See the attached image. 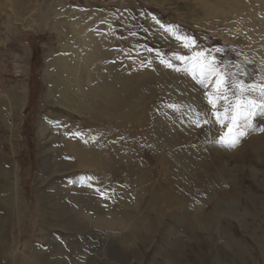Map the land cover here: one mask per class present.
I'll return each mask as SVG.
<instances>
[{
	"label": "rangeland",
	"instance_id": "1",
	"mask_svg": "<svg viewBox=\"0 0 264 264\" xmlns=\"http://www.w3.org/2000/svg\"><path fill=\"white\" fill-rule=\"evenodd\" d=\"M111 38L117 40L116 67L140 76L136 92L146 98L140 131L132 139L122 136L126 157L134 155L151 173L139 199L136 176L121 174L115 182L95 168L86 174L69 164L59 174L39 167L38 120L49 117L51 126L62 129L59 122L72 116L64 127L69 130L80 122L56 99L53 106L46 102V70L54 72L62 59L81 66L94 46L89 39L108 45ZM197 53L216 56L232 72L245 70L248 83H264V0H0V96L23 93L17 124L0 118L5 194L19 195L23 203L18 215H8L5 206L0 264H263L264 147L251 145L264 141V113L258 110L250 127L241 119L245 135L223 140L228 121L222 125L216 113L225 115L232 90L225 92L227 102L212 109L206 93L213 85L202 83L192 67ZM110 63L115 62L107 55L104 64ZM152 117L167 125L166 136L154 138L148 131ZM95 124L112 133L108 119L89 121ZM77 133L79 139L90 135ZM182 150L193 159H187L190 167L179 159ZM162 176L173 190L169 205L154 201ZM80 189L92 196L83 204L86 210L72 199ZM92 201L102 213L87 208ZM112 201L116 210L107 208ZM55 205L85 225L77 231L62 227L68 216L55 215ZM99 215H115L135 229L99 228Z\"/></svg>",
	"mask_w": 264,
	"mask_h": 264
},
{
	"label": "bare ground",
	"instance_id": "2",
	"mask_svg": "<svg viewBox=\"0 0 264 264\" xmlns=\"http://www.w3.org/2000/svg\"><path fill=\"white\" fill-rule=\"evenodd\" d=\"M17 2H22V0H17ZM115 40L116 38H111L106 46L104 43L93 42V40L89 39L90 43L94 46H91L90 49H88V56L82 60L81 66H77V62L74 66H71L70 62L67 63L66 60L63 61L62 59L54 72L49 73L46 70L44 79V82L46 81L45 83L47 84L45 90L46 102L53 106V100L56 99V102L61 109L67 112L72 111L76 116L79 115L80 122L78 127L69 130L68 128L64 129V127L67 121L70 123L71 120H73L71 118L72 116H68L67 119L59 122V124L61 123L63 126L62 129H59L58 127L55 129L54 126H51L48 122L49 117L38 120L37 130L38 139L40 141L38 144L39 167L40 169H43L41 167L43 166L45 167L44 169L59 174H61L64 167L69 164L72 165L68 166L69 168H75L76 170L83 171V173L86 172V174H89L90 170L95 168L99 177L104 178L107 181H109L108 177H111L115 182L121 174H125L128 177L136 176L134 191L136 197L139 199V193L146 190L148 182L151 181V173L143 170L142 163L137 161L134 155L126 157L122 149V136L128 133L130 139H132V137L136 136L140 131L146 98H144V95H138L139 91L136 92V88H138L136 86V84H138L136 80L138 81L140 76H136L135 74L130 75L127 71H125V73L123 72L124 70L119 71L121 68H117L118 66L116 64L117 61H115L116 57L114 53V48L117 46V40L116 42ZM108 49H110L111 53L108 52ZM107 55H110L111 60L115 63H110L108 65L104 64ZM80 70L82 75L79 73ZM147 74L149 73H146L145 77L151 76ZM158 81L160 82L161 80ZM145 90L146 93H148L150 89L146 88ZM9 93L11 97H8V99L0 96V118H3L4 120L12 118L14 120L13 123L17 124V117L23 109V93L21 91H10ZM121 106H125V108L121 109ZM103 117L109 120L112 133L110 131H105L102 126H96V124L92 126L89 125V121L101 123ZM107 123L108 122H106V124ZM163 124L164 123L158 118L152 117L149 119L148 131L153 133L154 138L163 137L168 134L167 125ZM77 132H80L82 135L87 132L90 133V135L88 138L83 137L82 139H79L77 137ZM51 134H53V136ZM176 136L179 137L177 133ZM129 137H126L127 140H129ZM180 137L182 138L183 136ZM101 139L103 141L99 144V149L95 148V143ZM106 140L111 141L108 146ZM253 141L254 143L251 146L254 147V149H263L264 141ZM175 142L176 139H174L173 144H175ZM133 156L135 160L133 159ZM178 156L180 161L184 159L186 160V163L182 161L185 167H190L188 163L190 158L184 154L183 150ZM187 159H189V161H187ZM126 160H128V163L125 167ZM193 163L195 162L193 161ZM57 170H59V172ZM5 173V168H0V191L3 192V195L0 196V229L5 226V206L8 215H18L23 208V203H21L22 200L19 201V195L11 196L7 193L5 194ZM194 176L200 178V174H194ZM212 184L215 187V183L212 182ZM171 187V183L168 182V179L162 176L154 201H163L164 205L172 203V198L169 197V194L173 191ZM78 194L79 195L77 196H73L72 199L79 202L78 209L86 210V207L83 204L92 199L90 191L80 189ZM86 206L91 210L99 209L98 212L101 211L99 213H102V210L94 204L93 201L91 203L89 202ZM111 207L116 210L118 202L112 201L107 208L111 210ZM53 211L55 215L61 216V213H65L68 216L63 218L60 222L62 227L77 231L80 224L85 225L81 223L82 220L77 219L75 216L73 217L72 212H66L63 210L62 206L57 205ZM103 211H105V208ZM217 212H221L219 208L217 209ZM179 215L182 216V213ZM99 218L100 215L96 217L98 220L95 224L102 229L115 226L120 229H135V226L126 224L115 215L109 218ZM210 218L211 217H209V219ZM93 223L94 221L92 224ZM228 243L235 246L237 252L241 254L244 253L245 250L242 247H239L235 241L229 238ZM258 244L261 246L263 240H258ZM261 254L263 255L262 259L264 264V254L263 252H261ZM2 260L5 262L3 258ZM27 264H29V262H27Z\"/></svg>",
	"mask_w": 264,
	"mask_h": 264
},
{
	"label": "snow or ice",
	"instance_id": "3",
	"mask_svg": "<svg viewBox=\"0 0 264 264\" xmlns=\"http://www.w3.org/2000/svg\"><path fill=\"white\" fill-rule=\"evenodd\" d=\"M190 43L195 45L196 41L192 40ZM216 51L219 52L220 49H216ZM177 59L183 61L187 57L181 56ZM168 67H172V65L169 63ZM192 67L199 71L202 83L204 80H208L213 85V92L206 93L212 109H217L218 101L227 102L228 97L225 92L232 90L234 99L225 108V115L222 117L219 112L216 113V117L222 125H224L225 120L228 121L226 124L227 131L223 133L222 139L231 140L237 134L245 135L241 127V119L246 122V126L250 127V118L258 114V110L260 113H264V83H255L254 81L248 83L244 78L248 77L249 73L243 69L232 72L230 71V64L225 65L222 60H218L216 56L212 55L205 57L203 53H197L192 57ZM207 122L205 120V123Z\"/></svg>",
	"mask_w": 264,
	"mask_h": 264
}]
</instances>
